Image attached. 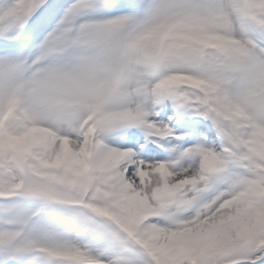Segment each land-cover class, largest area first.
<instances>
[{"label":"snow or ice","instance_id":"snow-or-ice-1","mask_svg":"<svg viewBox=\"0 0 264 264\" xmlns=\"http://www.w3.org/2000/svg\"><path fill=\"white\" fill-rule=\"evenodd\" d=\"M0 264H264V0H0Z\"/></svg>","mask_w":264,"mask_h":264}]
</instances>
